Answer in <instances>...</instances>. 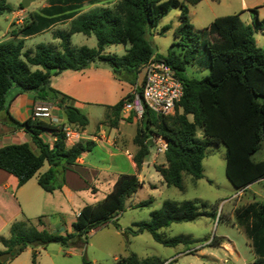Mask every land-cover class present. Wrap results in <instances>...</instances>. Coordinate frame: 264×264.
Instances as JSON below:
<instances>
[{
	"label": "trees",
	"instance_id": "16d2710c",
	"mask_svg": "<svg viewBox=\"0 0 264 264\" xmlns=\"http://www.w3.org/2000/svg\"><path fill=\"white\" fill-rule=\"evenodd\" d=\"M69 4L56 9L55 14L79 9L83 4L95 5L100 0H49ZM203 0H117L111 6H95L72 19L67 31L52 33L57 45L38 44L34 50L25 49L23 39L0 43V112H5L15 129L23 130L32 143L11 144L0 147V170L14 176L18 186L24 185L41 169H48L37 178L39 187L52 193L65 183V173L76 165L82 153L94 147L92 141H77L67 145L63 133L66 125L84 130L88 119L70 98L50 86V79L64 71H81L91 63L102 62L109 66L114 78L123 79L132 87L137 86L138 76L149 61H162L169 65L183 84V96L174 115L159 116L146 111L137 126L134 144L137 151L133 162L140 169L149 154L148 139L162 137L167 146L163 153L164 164L155 165L167 187L182 188V175L198 180L203 177L202 161L209 144L225 148V177L236 191L247 190L253 183L264 180V158L252 159L264 140V50L257 46L254 31L264 32V19L252 25L241 21L239 14L216 18L206 29L202 42L207 53L208 75L201 79L185 76V68L199 54L201 42L190 22L189 6ZM179 9V23L174 29L178 38V52L169 50L166 56L155 54L147 35L155 29L171 9ZM19 9H23L19 5ZM256 14V9H253ZM13 12L7 0H0V17ZM256 16V15H255ZM29 25L9 34L17 37ZM168 27H162L164 34ZM74 34L94 36L97 47L72 48L70 38ZM109 45H123L122 56L104 54ZM35 68V69H34ZM15 87L19 93L33 94L34 103L50 105L60 110L62 124L32 119V112L23 122L16 121L8 112L10 101L7 93ZM132 99L127 94L109 107L114 125L119 121L123 104ZM33 111V110H32ZM201 133V137L198 136ZM44 135L52 136L50 142ZM142 183L135 175H120L111 192L99 203L83 207L72 232L51 233L38 230L31 221L11 224L9 237L1 238L4 248L0 255L8 253L10 259L19 256L27 248L55 243L62 247L79 244L92 230L106 226L125 210L126 200L141 189ZM144 203L137 205L142 206ZM204 203L165 200L158 210L150 213L149 220L133 223L127 232L138 235L147 232L164 247L192 245L188 236L167 238L159 230L171 224L186 223L204 215ZM235 221L242 227L250 241L254 254L253 264H264V203L251 202L236 209ZM38 226H42L40 219ZM212 239L209 245H214ZM36 254L33 253L32 264ZM9 260V259H8ZM7 260V261H8ZM4 263L0 264H6ZM114 264H171L155 257L139 259L131 253L120 257Z\"/></svg>",
	"mask_w": 264,
	"mask_h": 264
},
{
	"label": "rangeland",
	"instance_id": "374dc122",
	"mask_svg": "<svg viewBox=\"0 0 264 264\" xmlns=\"http://www.w3.org/2000/svg\"><path fill=\"white\" fill-rule=\"evenodd\" d=\"M45 0H34L29 11L36 10L44 3ZM22 0H7V3L13 8H19ZM102 6H111L113 3L101 1ZM115 3V2H114ZM86 7H89L85 4ZM253 9H256L255 14ZM233 14H239L243 23L252 25L255 18L264 19V0H203L200 3L189 6L190 22L198 34L201 46L197 59L188 64L185 68V76L189 78L201 79L208 75L207 67L208 56L203 48L202 42L206 38L207 27L219 17H225ZM8 17L9 15L6 14ZM180 10L171 9L161 20L157 27L152 29L147 35V39L153 47L155 54L166 56L169 50L178 52V47L173 46L178 41L174 35V29L179 23ZM256 15V16H255ZM3 15L0 18V36L6 22ZM45 17H43L44 19ZM48 19V18H45ZM162 27H168L164 34H159ZM57 30L67 31V26L57 27ZM3 36V35H2ZM254 39L258 47L264 50V32L254 31ZM3 40L0 37V41ZM58 40H54L51 33L35 35L26 41L25 48L34 50L38 44L57 45ZM72 48L85 46L95 49L97 42L94 36H85L83 34H74L70 38ZM104 54H114L122 56L125 53L123 45H109L104 48ZM99 67L111 70L109 66L102 62H96ZM143 77V72L139 74L138 81ZM115 81L127 83L123 79L114 78ZM13 87L7 93V99L12 96ZM88 119L86 127L88 132L96 130L98 123L104 119L103 111L106 109L100 106H93L86 110L78 108ZM60 110L52 109L54 115ZM87 113L89 115H87ZM60 122L63 120L62 112L60 113ZM124 130L130 134L135 133V126L126 123ZM139 126V123H136ZM5 126L0 125V145L6 146L14 144L12 135H1L5 131ZM201 137V133L198 132ZM153 138V137H152ZM155 140V137L153 138ZM26 143L31 147L32 143L27 136ZM129 150V149H128ZM94 150L91 154L92 160H104V164L113 165L108 159ZM133 151L130 145L129 152ZM205 158L202 161L203 177L195 180L188 174L182 175V188L167 187L165 184H157V190H138L131 195L125 204V210L119 215L116 223L114 220L106 226L98 227L92 230L79 244H72L68 247H62L59 244L51 243L36 248H27L19 256L9 259L6 264H32L33 253L36 254L35 264H114L120 257H126L129 254H135L139 259L155 257L166 260L171 264H253L254 254L250 247V241L247 238L242 227L238 226L235 221L236 209L245 206L251 202L257 201L264 203V181L254 183L243 191H236L225 177V148L222 145L209 144L205 150ZM156 165H163V154H157L156 146H149V154L145 160L150 163L154 157ZM264 158V140L260 149L253 155L254 161ZM120 159H124L120 157ZM118 160V159H117ZM115 165L122 170H127L126 165L115 160ZM48 165L43 164L41 169L35 174L39 176L46 172ZM144 169L150 174H154L151 166L145 165ZM130 172V171H127ZM145 180L150 179L149 174L144 173ZM99 200V199H96ZM165 200L175 201L178 203L191 201L204 203L206 205L204 215L186 223L171 224L166 228L159 230V233L167 238L177 236H188L194 243L192 245H177L176 247H164L156 243L152 237L143 232L138 235H132L127 232L131 228V222L139 223L149 220L150 213L158 210ZM86 206H93L101 201H90ZM144 203L145 205L129 208L130 203ZM139 203V204H140ZM23 220V219H22ZM21 219L17 222H21ZM38 229H45L51 233H58L56 229L51 230L48 226L41 227L37 225L38 219L26 220ZM10 227L0 233V239L9 237ZM72 232L62 230L60 233ZM212 239H215L214 245H209ZM0 249L4 250L1 241Z\"/></svg>",
	"mask_w": 264,
	"mask_h": 264
},
{
	"label": "crops",
	"instance_id": "0c3cea01",
	"mask_svg": "<svg viewBox=\"0 0 264 264\" xmlns=\"http://www.w3.org/2000/svg\"><path fill=\"white\" fill-rule=\"evenodd\" d=\"M101 1L114 3L117 0ZM100 2L95 5L86 4L89 7L83 4L77 10L62 14H55L49 10V7L56 9L59 6H68L71 2L62 4L61 2L45 0L37 9L38 11L27 10L30 6L27 9L12 7L13 12L6 13L9 17L3 14L5 15L4 20L7 22L0 36L3 38L0 43L16 42L19 39H23L26 43L35 35L48 32L52 36L57 27L67 25L69 27L70 21L78 15L95 6H102ZM43 17L48 19H43ZM24 25H29V28L19 33L17 37L10 36L11 31L21 29ZM50 86L69 97L76 108L88 110L91 105L105 107L106 109L103 111L104 119L98 123L96 130L93 132H88L86 128L81 131L85 135L82 142L92 141L94 147L91 151L82 153L77 159L76 165L65 173V183L59 190L52 193L45 192L39 187L37 183L38 176L36 175L24 185L18 186V181L14 176L0 170V233L20 219H40L41 227L48 226L51 230L56 229L58 233L64 229L69 231L71 225L76 221L79 211L86 206L85 201H88L87 203L102 201L111 192L120 175H135L142 183L139 190L147 188L150 191L157 190V184H164L161 176L154 168L156 165L155 158L158 156L155 155L150 163H147L145 157L140 169H137L133 162V156L137 151L133 141L136 135V123L138 122L134 121L133 117H123L120 113L119 121L116 125L113 124L114 117L109 107L114 106L127 94L131 93L133 87L130 84L115 81L111 70L99 67L94 62L81 71H64L57 76H53L50 79ZM12 93V96L7 99L10 101L8 112L16 121L23 122L28 119L34 106L47 105L39 102L34 103L33 94L30 92L19 93L18 89H14ZM60 113L61 111H58L54 115L52 112L59 121ZM87 115L89 114L87 113ZM123 122L135 126V133L130 134L126 129L124 130L125 125L122 124ZM0 125L6 128L1 135H12L14 144L26 143L28 135L23 130L15 129L5 112H0ZM43 137L48 142L54 139L49 135ZM153 138L148 139L147 143L155 147ZM67 145L71 144L67 143ZM130 145L133 146L132 152H129ZM2 146L0 145V147ZM94 150H98L97 152L103 154L113 165L105 166L102 164L104 163L102 159L92 160L91 154ZM120 157L124 159H120ZM115 160L118 164L120 162L122 165H126L127 170H122L115 165ZM145 165L148 168L149 166L153 168L155 176L150 174L147 171L148 169H144ZM144 173H148L150 179L153 180H145ZM262 181L264 180L259 182ZM139 203H130L129 208L137 207ZM121 213L113 218L116 223ZM133 223L131 222V225ZM0 251L3 250L0 249Z\"/></svg>",
	"mask_w": 264,
	"mask_h": 264
},
{
	"label": "built area",
	"instance_id": "2783aa9c",
	"mask_svg": "<svg viewBox=\"0 0 264 264\" xmlns=\"http://www.w3.org/2000/svg\"><path fill=\"white\" fill-rule=\"evenodd\" d=\"M140 88V94L137 92V86L132 88V99L126 101L121 110L123 117H133L134 121L140 122L146 111L159 116H169L178 110L183 96V84L173 69L164 62L149 61L145 64ZM32 119L46 120L55 125L62 124L52 114L50 105L34 106ZM63 133L66 143L71 145L85 136L83 132L69 125L64 126ZM155 146L157 154H163L167 143L162 137H155Z\"/></svg>",
	"mask_w": 264,
	"mask_h": 264
},
{
	"label": "water",
	"instance_id": "95a60500",
	"mask_svg": "<svg viewBox=\"0 0 264 264\" xmlns=\"http://www.w3.org/2000/svg\"><path fill=\"white\" fill-rule=\"evenodd\" d=\"M33 1L34 0H22L20 5L23 9H27ZM10 258H11L10 254L3 253L2 255H0V263H4L5 261H7Z\"/></svg>",
	"mask_w": 264,
	"mask_h": 264
}]
</instances>
